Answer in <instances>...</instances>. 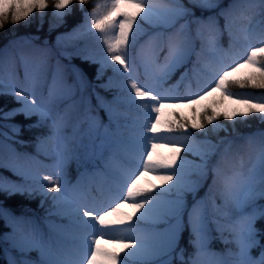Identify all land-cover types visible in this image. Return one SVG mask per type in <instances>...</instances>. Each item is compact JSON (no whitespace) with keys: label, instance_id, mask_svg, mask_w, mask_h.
<instances>
[{"label":"snow or ice","instance_id":"snow-or-ice-1","mask_svg":"<svg viewBox=\"0 0 264 264\" xmlns=\"http://www.w3.org/2000/svg\"><path fill=\"white\" fill-rule=\"evenodd\" d=\"M73 2L54 0L53 16L63 19ZM75 2L83 10L86 0ZM48 8V0H0V29L27 21L34 12L43 17ZM197 8L220 10L205 18L196 15ZM257 16V23L264 24V0H229L226 7L220 0L96 4L85 13L83 25L56 37L59 55L99 64L97 80L112 70L100 87L115 89V94L106 100L96 93L95 108L85 94V71L60 59L51 64L47 40L45 47L35 48L40 53L35 62L24 53L17 62L7 47L0 50V95L11 94L19 104L0 111V118L29 121L7 125L12 135L0 132V169L20 178L10 180L0 173V195H39L41 208L50 201L42 220L26 214L31 211L27 207L16 215L0 202L7 229L0 232V251L6 264H176L177 259L180 264H264V231L256 226L264 219V204L259 203L264 200V131L242 138L249 144L257 137L260 141L256 162L246 168L242 145L226 137L209 139L207 127L227 132L221 120L234 127L237 120L254 115L264 123V103L252 98L238 101L239 107H222L225 96L237 95L231 86L264 90V35L259 46L251 44ZM225 32L227 47L221 43ZM85 35L102 38L101 55L67 50ZM241 39L247 43L239 49ZM178 71L179 79L169 84ZM181 103L190 115L178 111ZM132 106L136 116L129 120ZM100 108L107 113L106 124ZM22 128L42 130L35 155L15 146L27 144L17 139ZM188 154L197 159H188ZM40 155L51 163L44 164ZM73 162L79 172L75 183L68 171ZM41 168L49 174L41 175ZM92 176L105 178L95 195L93 186L84 184ZM208 180L207 191L199 196ZM126 204L132 212L122 211ZM186 231L193 249L187 256L181 246ZM106 237L120 247H107L102 243ZM217 238L228 246L224 251L212 249ZM255 248L260 249L257 256L252 254Z\"/></svg>","mask_w":264,"mask_h":264},{"label":"trees","instance_id":"trees-1","mask_svg":"<svg viewBox=\"0 0 264 264\" xmlns=\"http://www.w3.org/2000/svg\"><path fill=\"white\" fill-rule=\"evenodd\" d=\"M49 2V8L45 10V13L43 17H41V14L39 12H34L32 16L29 17L27 21H22L16 25H13L11 23H6L5 27L3 29H0V50L8 48L15 50L16 54L19 57V54L23 53V50L25 47H28L27 45L22 46L21 42L26 41L27 39L24 38H30L33 36H38V40H29V45L31 46H40L41 48L45 47L44 41H48V47L52 48L53 55L51 57V64H55L56 59H60L62 64H74L77 67L82 68L85 71V74L87 76V80L89 82V87L86 89L85 94L89 96L91 99L92 105L95 108L97 106V100H96V93H99L100 96L104 97L106 100H111L113 95L115 94V89H108L105 90L104 88L100 87L101 84H104L107 82L108 78L113 75L111 69H107L104 72V75L97 80L96 79V72L99 68V64L91 63L89 61H83L79 56H73L71 61H69L67 58L59 55L60 51L62 49H59L56 47V37L64 34L72 32L73 29L77 28L80 25H83L85 23V13L90 12V10L96 5L101 4L102 6L108 2V0H86V3L83 5V10H81V5L77 2H73L71 7V11L63 17V19H59L53 16V10L51 5L54 3V0H48ZM185 3H187V0H185ZM229 3V0H220L221 7H226ZM220 9L217 8L215 10L211 11H203L199 8L195 9L196 15L199 16H205V15H213L216 12H218ZM90 17H89V25H90ZM260 20V17L257 16L254 21V30L251 33V44L252 46H259L258 40L261 38L262 35H264V24H258L257 21ZM224 20L223 18H220V25L223 27ZM239 25H237V28ZM83 31V29H81ZM95 30H93L94 32ZM14 42H19L20 46L17 45V47H14ZM75 45V48H69L68 51H75L77 48L82 50L83 53H91L93 55H96L97 57L102 54V38L98 39L97 36L93 35H85L82 39L79 41L73 42ZM221 43L227 47L228 45V35L225 32L224 35L221 37ZM247 43L243 39H241L240 44L237 45L239 49L243 48V45ZM197 48H199V41H197ZM12 54V53H11ZM193 60L195 57L192 58ZM188 68H191V63L187 65ZM180 71H183L181 69ZM180 71L174 74L172 79L169 81V84H174L180 76ZM72 77L69 76V83L72 82ZM181 91H184L183 85L181 86ZM230 91L233 93H236L237 95L234 96V98L229 99L227 96L223 98L222 107H239L240 104L238 101L252 98L251 102L253 103H264V99L259 98L262 94H264V90L261 89H253V88H239L238 86H231ZM217 98H219V94H216ZM79 97V92L77 93V98ZM207 102V101H205ZM168 103H177V101H168ZM19 107L18 102L15 100L14 96L9 95H0V111L6 112L13 108ZM179 112L184 113L185 115H190L189 108L186 103H181L180 108L178 109ZM129 112V120L131 118L136 116V110L135 107L132 106L128 109ZM168 110H165V114H167ZM99 115L102 119V121L106 124L108 122L107 113L104 109H99ZM35 119V118H33ZM222 123H224L227 126V132L221 130L218 133H214L211 131V126L208 127V138L212 140H216L218 137H226L228 139H235L239 144L242 146H245L247 143L246 140L242 139L244 137H248L249 135H252L254 131L264 129V123H261L255 115L253 117L247 118L246 120H237L234 127L232 122L230 121H224L221 120ZM13 123H19L21 125H25L29 123V121H25L22 116H16L15 118L11 120H4L0 118V132H8L9 135H12L11 129L7 127V125L13 124ZM42 133L41 129H27L22 128L20 135L17 137V139H23L27 141V144L21 146V145H15L17 147L18 151H24V149L30 150L31 154H36V137ZM239 136L241 138H239ZM2 138V137H0ZM198 138L203 139V136L198 134ZM161 144L165 143V141H160ZM246 147V146H245ZM253 147V145H252ZM258 149L260 150V142L258 144ZM161 152H166V148H161ZM259 154V151H258ZM258 154L253 158L251 161V165H253L256 160ZM108 153H105V156H107ZM41 161H46L48 163H51V161L46 158L43 155H40L38 157ZM188 159L195 160L196 157H193L191 154H188ZM245 160V158H244ZM74 163V162H73ZM73 163L69 166V174L74 173V167ZM102 167V166H101ZM83 170V169H81ZM80 170V171H81ZM91 171V169H89ZM48 169L41 168L40 173L41 175H47L49 174ZM0 173H2L4 176H6L10 180H16L18 181L20 178L13 175L10 171L0 169ZM156 178V176L154 175ZM91 182L95 187L101 186L105 183V178L103 176H92L90 177ZM157 180V178H156ZM85 183V182H84ZM155 183H159L157 180ZM211 180H208L205 184V186L200 190L199 196H203L205 192L207 191V184H210ZM42 197L39 195H36L32 199H28L26 197L15 195L10 198L5 199L4 196L0 195V202H2L3 206L5 208L10 209L14 214L20 215L25 212V207L28 209H31L30 212H27L28 215H33L35 212H41L43 215L41 217L43 218L45 216V211L50 205V201H46L43 208H41L40 201ZM189 200H191V197L189 196ZM119 202V201H118ZM259 203L264 204V200L259 201ZM123 212L130 213L132 212V208L129 205H125L122 208ZM37 217V215L35 214ZM38 218V217H37ZM51 219L56 220L58 223H66V221L60 220L58 217H51ZM3 219L0 218V232L7 231V229L3 228ZM257 228H260L262 231H264V219H259L257 221ZM160 227H164L163 225H160ZM214 237L217 236V234L213 233ZM189 238V233L186 231L184 233V238L181 242V246L185 247L187 253L192 252V247L187 243ZM262 242H264V236L261 237ZM215 242H218L223 249L225 250L226 245H224L218 238L215 240ZM109 248L115 247L119 248V244H108ZM257 254H259L260 249L255 248L253 249ZM1 256L3 255L2 251H0ZM0 256V257H1ZM31 256L33 258H37L38 254L33 252L31 253ZM180 261L177 259L176 264H179Z\"/></svg>","mask_w":264,"mask_h":264},{"label":"rangeland","instance_id":"rangeland-1","mask_svg":"<svg viewBox=\"0 0 264 264\" xmlns=\"http://www.w3.org/2000/svg\"><path fill=\"white\" fill-rule=\"evenodd\" d=\"M16 45V44H15ZM15 45H14V47H15ZM10 50H12V49H10ZM16 54V53H15ZM28 55H30V54H28ZM31 57H32V59H33V61L35 62V61H38V59H39V57L40 56H33V55H30Z\"/></svg>","mask_w":264,"mask_h":264}]
</instances>
